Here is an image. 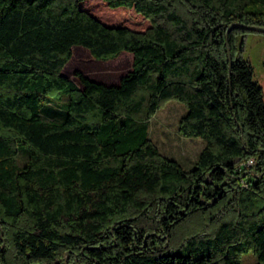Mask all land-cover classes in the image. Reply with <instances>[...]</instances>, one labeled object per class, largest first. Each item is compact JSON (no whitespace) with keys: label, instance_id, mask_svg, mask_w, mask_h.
Segmentation results:
<instances>
[{"label":"trees","instance_id":"1","mask_svg":"<svg viewBox=\"0 0 264 264\" xmlns=\"http://www.w3.org/2000/svg\"><path fill=\"white\" fill-rule=\"evenodd\" d=\"M235 21L264 26V0H0V264H264V101L243 56L261 31L226 43ZM87 54L126 71L68 76ZM172 99L178 133L206 142L190 169L149 137Z\"/></svg>","mask_w":264,"mask_h":264},{"label":"rangeland","instance_id":"2","mask_svg":"<svg viewBox=\"0 0 264 264\" xmlns=\"http://www.w3.org/2000/svg\"><path fill=\"white\" fill-rule=\"evenodd\" d=\"M261 6V3H257ZM123 53H128L123 51ZM243 56L250 62L253 69V77L261 86L264 101V33L248 31L245 36ZM89 67L77 66V59L72 61L68 76H73V71L78 69L93 79L105 83H116L120 76L126 71L116 68L115 65H108L94 61L87 54ZM130 63V55L127 56ZM65 99L59 103H48L52 110H62ZM186 113V106L178 100H168L164 106L159 108L151 117L148 125V133L151 140L164 156L177 160L184 169L193 167L201 149L205 145V140L199 136H182L178 133V120ZM19 161L24 160V156L18 154ZM253 164L249 165L252 166ZM255 257L251 252H247L242 257V264H254Z\"/></svg>","mask_w":264,"mask_h":264},{"label":"water","instance_id":"3","mask_svg":"<svg viewBox=\"0 0 264 264\" xmlns=\"http://www.w3.org/2000/svg\"><path fill=\"white\" fill-rule=\"evenodd\" d=\"M233 25H244L246 26L247 28L249 29H252V30H257V31H261V32H264V26H260V25H248V24H242L238 21H235V22H232L228 25L227 27V30H226V33H225V36H226V43H227V40H228V33L231 29V27ZM226 49H227V56H228V61H229V67L231 65V53H230V49L228 47V45L226 46Z\"/></svg>","mask_w":264,"mask_h":264},{"label":"built area","instance_id":"4","mask_svg":"<svg viewBox=\"0 0 264 264\" xmlns=\"http://www.w3.org/2000/svg\"><path fill=\"white\" fill-rule=\"evenodd\" d=\"M254 163V159L252 158V157H250L249 159H247L245 162H243V165H246V166H249V165H251V164H253ZM245 181L244 180H242V182H241V184L242 185H245Z\"/></svg>","mask_w":264,"mask_h":264}]
</instances>
